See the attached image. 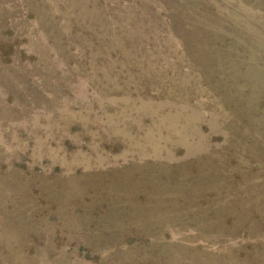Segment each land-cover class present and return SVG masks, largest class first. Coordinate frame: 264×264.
Masks as SVG:
<instances>
[{
    "label": "rangeland",
    "instance_id": "374dc122",
    "mask_svg": "<svg viewBox=\"0 0 264 264\" xmlns=\"http://www.w3.org/2000/svg\"><path fill=\"white\" fill-rule=\"evenodd\" d=\"M0 264H264V0H0Z\"/></svg>",
    "mask_w": 264,
    "mask_h": 264
}]
</instances>
